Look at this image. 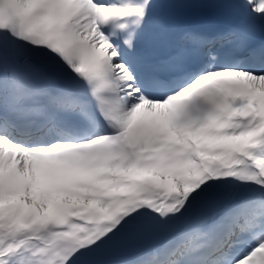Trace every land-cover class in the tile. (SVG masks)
I'll use <instances>...</instances> for the list:
<instances>
[{
  "label": "snow or ice",
  "instance_id": "snow-or-ice-1",
  "mask_svg": "<svg viewBox=\"0 0 264 264\" xmlns=\"http://www.w3.org/2000/svg\"><path fill=\"white\" fill-rule=\"evenodd\" d=\"M0 264H264V0H0Z\"/></svg>",
  "mask_w": 264,
  "mask_h": 264
}]
</instances>
